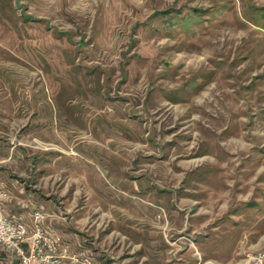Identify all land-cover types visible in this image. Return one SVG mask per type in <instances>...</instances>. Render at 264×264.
Here are the masks:
<instances>
[{"label": "rangeland", "instance_id": "obj_1", "mask_svg": "<svg viewBox=\"0 0 264 264\" xmlns=\"http://www.w3.org/2000/svg\"><path fill=\"white\" fill-rule=\"evenodd\" d=\"M0 181L92 264H264V0H0Z\"/></svg>", "mask_w": 264, "mask_h": 264}, {"label": "built area", "instance_id": "obj_2", "mask_svg": "<svg viewBox=\"0 0 264 264\" xmlns=\"http://www.w3.org/2000/svg\"><path fill=\"white\" fill-rule=\"evenodd\" d=\"M8 200L0 181V246L14 256L15 264H51L49 260L58 256L76 264L93 263L87 254L73 251L59 234L45 226L47 214L41 208H34L26 222L7 213Z\"/></svg>", "mask_w": 264, "mask_h": 264}]
</instances>
